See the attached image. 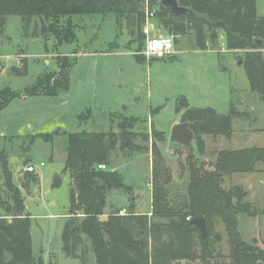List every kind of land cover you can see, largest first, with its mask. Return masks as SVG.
I'll list each match as a JSON object with an SVG mask.
<instances>
[{
    "label": "rangeland",
    "instance_id": "rangeland-1",
    "mask_svg": "<svg viewBox=\"0 0 264 264\" xmlns=\"http://www.w3.org/2000/svg\"><path fill=\"white\" fill-rule=\"evenodd\" d=\"M257 12L264 16V0H257ZM74 23L75 40L62 45H57L53 37L33 36L34 26L26 27L18 16L9 17L5 26L0 27V92L9 89L23 94L26 88L37 86L45 75L59 77L60 58L68 57L70 65V104L65 116L59 98L55 97L33 100L22 113L21 121L15 122L21 127L14 124L13 116L21 105L14 103L0 113V129L10 135L8 140L0 139V153L6 151L10 169L16 173L30 164L36 170V173L21 170L19 180L13 179L16 185H22L21 193L32 215L30 232L36 264H81L63 251L62 233L69 217L73 188L71 173L63 171L68 147L64 132H118L120 120H137L134 131L142 135L137 143L148 152L128 156L119 149L114 152L108 169L122 174L128 190L109 194L107 214L115 210L121 214V207L133 200L138 212L147 213L151 209L154 160L170 176L166 189L173 198L187 194L193 160L213 171L221 151L264 149V102L250 89L241 65L243 53L229 52L227 47L223 50L220 39L225 37L223 31H219L215 40H208L205 50L214 52L200 53L196 51L193 32L172 35L155 18L146 20L144 30L149 28L152 35L172 36L175 43L170 56L147 58L143 54L145 46L128 45L130 36L113 14L74 17ZM144 34L147 40L145 31ZM181 99H186L192 108H213L219 114H228L233 107L244 116L234 121L230 138L202 134L189 151L170 143L173 126L182 122L184 111H177ZM28 119L33 130L26 134L23 128ZM153 130L162 132V140H155L160 158L152 153ZM56 132L60 134L55 135L52 143L34 138ZM28 160L31 162L27 163ZM55 176L62 180L59 188H52ZM221 187L241 188L245 192L243 203L249 204L254 213L238 215L239 231L245 241L264 249V160L256 165L254 173L225 176ZM0 193L5 203L12 204L4 186L1 163ZM125 209L121 215L135 212L132 208ZM0 213L5 214L1 206ZM211 236L213 241L220 238L211 264H231L229 237L221 221L215 223ZM195 237L198 242L199 236ZM87 264H95L92 254ZM173 264L205 263L198 259Z\"/></svg>",
    "mask_w": 264,
    "mask_h": 264
},
{
    "label": "trees",
    "instance_id": "trees-1",
    "mask_svg": "<svg viewBox=\"0 0 264 264\" xmlns=\"http://www.w3.org/2000/svg\"><path fill=\"white\" fill-rule=\"evenodd\" d=\"M178 3L191 13L174 15L161 5V0H0V27L5 26L9 17L18 16L26 27L34 26L33 36L53 37L57 45H62L75 40L74 17L113 14L130 36L128 45L136 43L141 48L146 42L147 12H151L172 35L193 32L200 50H205L208 40H215L219 31H223L228 51L243 53L241 65L250 89L264 102L261 52L264 50V16L258 15L257 0H178ZM58 62L59 77L45 75L37 86L26 88L23 94L2 90L0 111L21 95L55 97L68 91V57ZM16 71L14 68L13 72ZM182 110V122L190 124L196 139L202 134L230 138L234 121L244 116L233 107L228 114H219L213 108H192L186 99L180 100L177 111ZM136 121L134 118L120 120L118 132L63 133L68 137L64 171L71 173L73 181L69 217L62 233L65 255L79 259L81 264H87L89 254L93 255L95 264H173L198 259L211 264L216 241L220 240L216 236L213 241L211 235L215 223L221 221L229 237L231 264H264V249L245 241L239 231L238 215L254 213L249 204L243 203L245 192L241 188L224 190L221 187L225 176L254 173L256 165L264 160L262 148L221 151L213 171L193 160L187 194L173 198L166 189L170 176L154 160L151 215L133 211L121 215L119 210L105 212L111 192L128 190L122 174L108 169L114 152L119 149L125 156L148 152L137 143L142 135L134 131ZM59 134H40L34 138L52 143ZM152 140V153L160 158L155 140H162V132L153 130ZM0 163L4 186L12 201V204L5 203L0 193V206L5 212L0 213V264H36L31 215L26 210L21 190L13 181L5 151L0 153ZM100 165H105L107 170H100ZM195 218H204L206 240L192 223Z\"/></svg>",
    "mask_w": 264,
    "mask_h": 264
},
{
    "label": "crops",
    "instance_id": "crops-1",
    "mask_svg": "<svg viewBox=\"0 0 264 264\" xmlns=\"http://www.w3.org/2000/svg\"><path fill=\"white\" fill-rule=\"evenodd\" d=\"M220 39H223V50L225 51V47H226V41H225V37L224 36H221L220 37ZM197 52H200V53H206V52H214V51H212V50H210V49H207V50H200V49H197L196 50ZM261 52L263 53V56H264V50H261ZM45 64H47L48 63V61L47 60H45V62H44ZM58 67H59V64H58ZM59 70H60V68H59ZM2 73H5V70H3L2 71ZM68 92H69V90L68 91H65L64 92V94H59L58 96H55V98L56 99H58V103H59V105H60V108H61V111H62V114L65 116L66 115V112H67V109H68V105L70 104V101H69V99H68ZM61 96V97H60ZM47 97H49V96H44V95H37V96H26V95H21V96H19V97H16V98H14L10 103H9V105L5 108V109H7V108H9V106H11L12 104H17V105H21L20 107H19V110H18V108L15 110V113L13 114V116H14V124H15V122H19V121H21V119H20V117H22V113L23 112H25L24 110H27L28 108H29V105L32 103V101L33 100H36V99H43V98H47ZM5 109L4 110H2V111H0V113H4V111H5ZM16 126L18 125V126H20L21 127V125H19V124H15ZM14 125V127H16ZM15 129V128H14ZM33 130V125H32V123H31V121H30V119H28L27 121H26V124H25V126H24V128H23V132H25L26 134H28L30 131H32ZM16 131H17V129H16ZM9 134L7 133V131L6 130H4V129H0V139H5V140H8L9 139ZM13 136V138H15V137H17V135H12ZM6 152V151H5ZM8 157V156H7ZM31 161L30 160H28V162L27 163H30ZM8 163H9V161H8ZM30 165V164H29ZM26 166H28V165H23L22 166V168L20 167V170H17L16 171V173H14L11 169V172H12V174H13V179L14 180H19V176H20V171L22 170V171H24V169L26 168ZM9 167H10V163H9ZM65 169V168H64ZM113 170V169H112ZM64 171V170H63ZM152 171V170H151ZM64 172H66V171H64ZM38 175V179H39V182H40V179H41V177L39 176V174H37ZM16 185V184H15ZM20 190H21V192H23V189H22V185H16ZM23 197H25L24 196V194H23ZM115 201V198H113L112 199V202H114ZM25 204H26V210H27V212L31 215V213H30V211L28 210V207H27V200H25ZM108 205V204H107ZM126 207H128V208H133V209H135V207H134V200H133V202L132 203H130L128 206H124V207H121L123 210H126L125 208ZM121 208H118V209H121ZM151 211H152V207H151V209L147 212V213H140V212H138L136 209H135V212L136 213H140V214H145V215H151ZM31 218H32V215H31Z\"/></svg>",
    "mask_w": 264,
    "mask_h": 264
},
{
    "label": "water",
    "instance_id": "water-1",
    "mask_svg": "<svg viewBox=\"0 0 264 264\" xmlns=\"http://www.w3.org/2000/svg\"><path fill=\"white\" fill-rule=\"evenodd\" d=\"M161 5L165 8H169L174 15L180 16L187 13H191L190 10L181 7L178 0H161ZM260 43V41H258ZM196 136L195 133L190 128L188 122H180L173 126L170 143L184 147L186 150H193L195 145ZM62 186V180L59 176L53 178L52 188H59ZM192 223L197 226L201 233L203 240L207 238V226L204 218H195Z\"/></svg>",
    "mask_w": 264,
    "mask_h": 264
},
{
    "label": "built area",
    "instance_id": "built-area-1",
    "mask_svg": "<svg viewBox=\"0 0 264 264\" xmlns=\"http://www.w3.org/2000/svg\"><path fill=\"white\" fill-rule=\"evenodd\" d=\"M154 18V14L151 12H147V21H150ZM146 35H148V39L145 42V50L143 54L147 58H164L166 56H170L174 51V38L172 36H164V35H152L149 32V28L145 30ZM1 64V60H0ZM43 165V164H42ZM100 170H107L105 165L98 166ZM25 172L36 173L35 167L33 165H28L25 168ZM125 210L121 212L124 214ZM189 220V219H188Z\"/></svg>",
    "mask_w": 264,
    "mask_h": 264
}]
</instances>
